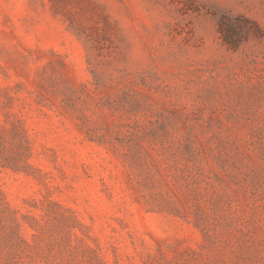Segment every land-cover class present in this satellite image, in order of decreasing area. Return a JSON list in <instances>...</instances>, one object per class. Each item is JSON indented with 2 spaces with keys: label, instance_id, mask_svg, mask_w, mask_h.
Returning <instances> with one entry per match:
<instances>
[{
  "label": "rangeland",
  "instance_id": "1",
  "mask_svg": "<svg viewBox=\"0 0 264 264\" xmlns=\"http://www.w3.org/2000/svg\"><path fill=\"white\" fill-rule=\"evenodd\" d=\"M0 264H264V0H0Z\"/></svg>",
  "mask_w": 264,
  "mask_h": 264
},
{
  "label": "trees",
  "instance_id": "2",
  "mask_svg": "<svg viewBox=\"0 0 264 264\" xmlns=\"http://www.w3.org/2000/svg\"><path fill=\"white\" fill-rule=\"evenodd\" d=\"M228 18H223L219 23V30L220 33L224 39V42L231 48L235 49L238 47L239 41L237 40L235 36L236 30L233 26H229L228 24ZM250 22V21H249ZM253 26L255 27V34L256 36H259L261 34L260 27L258 24L254 21H251Z\"/></svg>",
  "mask_w": 264,
  "mask_h": 264
}]
</instances>
